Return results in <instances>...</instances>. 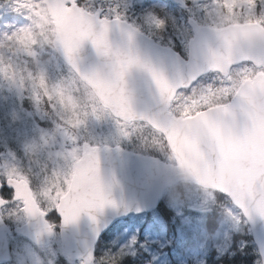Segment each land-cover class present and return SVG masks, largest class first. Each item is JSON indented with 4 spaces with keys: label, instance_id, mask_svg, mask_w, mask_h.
Here are the masks:
<instances>
[{
    "label": "snow or ice",
    "instance_id": "1",
    "mask_svg": "<svg viewBox=\"0 0 264 264\" xmlns=\"http://www.w3.org/2000/svg\"><path fill=\"white\" fill-rule=\"evenodd\" d=\"M11 7L27 23L0 37V76L17 90L30 88L36 104H45L56 117L54 130L42 132V145L32 143L29 151L48 145L56 133L76 142L90 116L111 115L119 134L128 139L147 125L153 130L150 146L167 152L171 172L167 185L177 196L178 185H195L223 193L244 217H264V0H210L201 6L205 19L193 22L188 47L200 70L216 73V79L200 86L192 85L194 75L170 76L136 45L140 29L125 19L119 4L12 0ZM147 20L156 29L167 23L152 13ZM117 29L121 39L114 40ZM86 43L102 60L82 70L79 53ZM38 45L62 53L70 66L65 80L50 83L39 65L32 70L26 60L23 66L14 62L15 56L34 58ZM137 74L150 80L152 99L164 116L141 106ZM100 151L85 141L56 153L66 167L53 168L39 186L18 165L6 162L0 174V207L14 203L9 215L37 220L38 240L54 230L45 219L50 212L60 215L63 226L87 216L98 232L105 210L125 214L134 210L126 201L112 198V187L119 181L102 171ZM226 213L240 222L233 209ZM91 257L89 250L84 264H90ZM107 264H119L116 254Z\"/></svg>",
    "mask_w": 264,
    "mask_h": 264
},
{
    "label": "rangeland",
    "instance_id": "2",
    "mask_svg": "<svg viewBox=\"0 0 264 264\" xmlns=\"http://www.w3.org/2000/svg\"><path fill=\"white\" fill-rule=\"evenodd\" d=\"M149 1L151 0H96V3L104 5L119 4L120 10L128 22L138 26L141 31L153 37L160 44L168 47H172V44H178L182 50L179 52L185 56L183 52L188 51V39L193 34L187 23V18L193 17L199 23H203L205 18L201 6L210 4V0H190L191 4L186 11H180L179 17H174L169 24L166 23L162 29L168 33L170 43H164L162 35L157 32L158 29L148 22L147 16L150 13L155 14L148 9L147 2ZM153 1L157 4L165 3V0ZM11 3L12 0H0V37H2L4 32L14 30L27 23L23 14L12 10ZM13 60L19 65L20 62L17 56L13 57ZM37 65L44 70L50 83L65 80L70 74V68L50 45H42L41 53L36 51V56L31 63V69L36 70ZM214 79H216V73H211L202 77L194 86L212 83ZM11 87L15 89L14 86H11L8 81L0 76V128H2V131H0V174H2L3 166L6 162L9 164L15 163L30 175L35 186H39L45 175L53 168L66 167L67 162L62 156L56 155V153L81 145V138L86 139V141H95L94 144L99 146L105 144L121 145L133 152L142 154H149L152 149L161 151L156 147L150 146L153 135V130L150 126L145 125L143 128H139L128 139L119 134L115 118L111 115H105L101 119L90 116L86 125L78 130L76 142L67 140L59 133H56L55 139L50 141L48 145H43L38 151L31 152L27 146L32 143L42 145L41 133L54 130L56 117L45 104H36L32 99L30 88H26L23 91L19 90L17 94ZM25 98L29 99L28 104L32 106L33 111L41 117V120L46 121L50 127L46 126V124H42L40 127L34 116L31 118L28 108L24 105ZM142 140L144 141L143 143ZM0 176L2 178V175ZM177 190L180 193L179 196H177L176 190L171 187L165 192V195H168L170 204L181 219L179 238L172 243L171 249L175 259L169 258L166 252L155 249L149 244L150 241L160 240V236L166 235L165 222L161 218L159 220V215L157 214L158 217L154 216L147 223L142 232L143 238L140 237L139 231L147 220L146 215H142L140 218L133 217L117 224L107 238L104 241L101 240V256L96 264H101L102 257L104 258V264H107L111 254H116V258H119L135 252L139 247H144L151 252L152 264H205L203 252L210 245V242L208 235L205 233L204 215L214 205L217 195L215 191H205L195 185H178ZM14 207V203L5 207L3 214L11 212ZM10 208L12 209L10 210ZM228 208L233 209L241 217L239 223L227 215L226 209ZM223 213L224 222L213 236V243L211 244L216 251L215 258L217 259L221 258L224 250L229 247L228 237L231 231L243 232L246 235H248V232L250 233V228L245 218L235 206L229 202L224 203ZM9 217H13L12 221L17 223L24 219L23 217L18 218L16 215L8 214ZM14 236L9 239L12 244L14 240H21L20 236ZM133 236L136 237L135 242L132 241ZM241 244H244V242H241ZM159 245L161 246L162 243H159ZM15 246L18 249L15 255L16 264H54V261L60 259L59 255L62 253L58 236L47 247L34 248L36 246L24 240L19 241ZM69 264L83 263L70 262Z\"/></svg>",
    "mask_w": 264,
    "mask_h": 264
},
{
    "label": "water",
    "instance_id": "3",
    "mask_svg": "<svg viewBox=\"0 0 264 264\" xmlns=\"http://www.w3.org/2000/svg\"><path fill=\"white\" fill-rule=\"evenodd\" d=\"M185 6L183 0H173ZM190 20L193 29L195 24ZM112 38L114 40L121 39L119 30L113 32ZM136 45L144 52L152 55L153 59L161 63L167 70L170 76L181 74L185 77L191 75L195 76L192 84L203 74L209 71H201L197 66V60L190 55L185 60L173 49L160 46L152 38L148 37L139 31L134 37ZM63 57L62 53L59 52ZM64 58V57H63ZM79 62L82 70H87L95 67L102 60L92 47L91 43L83 45L79 53ZM138 97L143 101L142 107L147 108L150 112L159 113L164 116V110L157 106L152 99V92L154 88L150 87V80L141 74H137L135 78ZM101 169L104 173L115 175L118 178V183L112 187V198L117 201H126L133 206V211L128 213H115L111 210L105 212L99 217V230H95V226L87 216H82L79 222L75 225L63 226L61 224V239L65 257L75 262L81 260L85 262L88 257L89 250L92 257L90 264H95L96 244L102 234L109 229L112 224L122 218H126L129 214L143 213L155 209L161 201L165 189L168 187L167 180L171 177L169 164L161 162L159 159L143 156L140 154L131 153L120 146L110 147L104 146L101 148ZM7 185V184H6ZM8 186V185H7ZM9 187V186H8ZM139 206L140 211H135V207ZM1 208V207H0ZM60 216V215H59ZM61 218V217H60ZM251 227L253 239L259 249L261 258L264 259V217L254 215L252 218H247ZM61 220V219H60ZM32 221L17 227V232L32 236V239L37 240L36 233L40 226L36 220L34 226V234H32ZM11 230L3 221L0 214V260L6 251V258H8V244L7 233ZM54 235V230L51 234L46 233V240L42 242L47 244ZM41 239V238H40Z\"/></svg>",
    "mask_w": 264,
    "mask_h": 264
},
{
    "label": "trees",
    "instance_id": "4",
    "mask_svg": "<svg viewBox=\"0 0 264 264\" xmlns=\"http://www.w3.org/2000/svg\"><path fill=\"white\" fill-rule=\"evenodd\" d=\"M155 11L157 15L159 16H163L164 13L177 14L175 11H172L170 5L155 7ZM170 20H171V17L167 15L166 21L169 22ZM164 36L165 38L167 37L165 32H164ZM175 48L179 49L178 46H175ZM216 194L218 198L216 205L213 207V209L210 212H207V228L210 234H212L219 228L223 220L222 205L225 201L228 200L227 197H225L224 195L220 193H216ZM160 211L167 217L170 230H172L173 225L171 223V218H170L171 211L167 205V201L162 202ZM240 237H243V236L239 233H232L230 235L229 249L232 250V253L229 254V249H227L224 252V256H223V259H221V261L224 262V264H227L228 262H233L234 264H259L258 263V253L255 247H253L250 244H247L245 248L239 246V241L241 240ZM248 240H251V236L248 237ZM213 254H215V250L206 251L205 256L208 262L209 260L212 259ZM149 259H150L149 254L141 250L139 253L135 255H127L123 258H120V259L118 258L117 260L119 261V264H148ZM59 264H67V262L64 259H62Z\"/></svg>",
    "mask_w": 264,
    "mask_h": 264
}]
</instances>
